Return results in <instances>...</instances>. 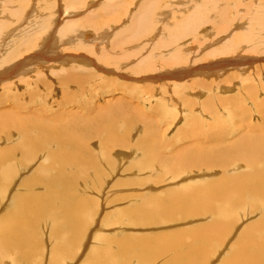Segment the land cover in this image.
I'll use <instances>...</instances> for the list:
<instances>
[{
  "label": "bare ground",
  "instance_id": "1",
  "mask_svg": "<svg viewBox=\"0 0 264 264\" xmlns=\"http://www.w3.org/2000/svg\"><path fill=\"white\" fill-rule=\"evenodd\" d=\"M1 1H3V0H0V4H1L0 5V16H1V18H0V41L5 42L6 39H7V41H9L12 33L14 32V30L16 28L13 30V32L11 34H8V35H6L5 38H2L1 30L3 28L5 29V27H7V25H6L7 23L5 21V18L10 17V16L7 15V17H4V13L6 12L5 11L6 8ZM11 1H14V0H10V2ZM17 1H19V0H17ZM21 1L23 2L24 0H21ZM157 1L161 2V0H147L145 3H143L141 0H107L105 2V5H104L103 3H100L99 0H97V2H88L90 4L88 7L89 8L94 7V8H92L94 10V9H96V5H98L97 3L99 2L100 4L97 8L106 6V8L110 11L111 8H117V10H118L124 6L135 5L133 7V10H132L134 15H133L132 21H131V23H129V25L135 24L136 27L139 29L140 27L143 28L145 26V24L146 23L148 24V21H150L148 18H150L151 17L150 15L153 13V10H151L150 8L153 6L155 8V6L159 3V2L157 3ZM191 1H192V7L194 8L193 10L197 13V14L194 13V15L197 16L199 19V20L194 19L195 20L194 22L200 24L201 21L205 20V21H208L209 24L214 23V21H215V24H218V23H216L218 21V19H227L226 14H224V10H225L224 7L229 6V4H230L232 6L233 10L236 12V15H238L239 12H241L239 15L242 18L240 20L241 24L239 23L241 26L240 28H242L243 31L248 30L247 33H249L247 38H244V39L240 38V40H243L242 42H245L250 47H251V45H249V43H251V44L252 43H259V42L264 40V14H260V12H264V6L262 5L261 0H206L207 2H204V4L201 3V2H203L202 0H194V1L193 0H185V2H191ZM27 2H29V0H26L25 4ZM38 2H39V0H37L36 3L33 2L34 4L31 6L30 9L24 8L23 10H21L22 7L21 8L19 7L20 8V9H18L19 11L12 12L11 16L17 22L22 20V24H25L28 27L37 26L39 24V22L37 21L38 18H36L37 20H35L34 14L37 13V10L41 9V6L38 7V5H39V4H37ZM19 3H20V1H19ZM62 3H64V2H62ZM84 3H86V2H84ZM84 3H82V6ZM178 3L180 4V2H178ZM2 4H3V6H2ZM42 4H43V0H42ZM68 4H70V3L68 2ZM68 4L66 3V6ZM79 4H80V1H79ZM57 5H58V3H57ZM93 5H95V6H93ZM162 5H163V3H162ZM61 6H63V5H61ZM79 6H81V5H79ZM79 6H77L78 7L77 10L80 8ZM84 6H85V4H84ZM175 6H177V4ZM187 7H188V5H187ZM84 8H85V9H83L84 11L81 9L82 11H80V12H76L75 10H70L69 16L70 15L78 16L81 14L80 16L83 18L84 16H82V15H84L86 10H87L86 7H84ZM126 9H127V7H126ZM180 9H181V7H180ZM185 9H186V6H185ZM90 11H91V9H90ZM22 12H23V15L21 14ZM38 12H41V11L39 10ZM42 12H43V14H45L46 12H50V10L45 11V9H44ZM82 12H84V14H82ZM119 12H121V11H119ZM87 13L88 12H86V14ZM175 13H178V12H175ZM38 14H40V13H38ZM50 14L52 16V14H54V13H52V11H51ZM26 15H29V16L27 17ZM130 15H132V14H130ZM172 15H170V16H172ZM37 16L38 17L42 16V18L44 19L43 15H40V16L37 15ZM45 16L47 18H50V17H48L49 16L48 13ZM182 16H184V15H182ZM182 16L180 18H182ZM95 17L97 18V16H95ZM174 17H175V14H174ZM238 17L235 18V20H234L235 22L239 21ZM52 18H53V16H52ZM92 18H93V14H90V15H87L86 19H84V20H88V19L91 20ZM171 18H173V17H171ZM183 18H185V17H183ZM40 19L41 18H39V20ZM80 19L77 18L76 21L80 20ZM49 20H51V19H49ZM116 20H118V19H116ZM116 20H115V22H116ZM10 21H12V20H10ZM44 21H45V19H44ZM65 21H66V19L63 21V17H62L61 23L59 21L55 22V23H58L57 26H59L60 24H63ZM67 21H69V20H67ZM72 21L75 22V20H72ZM161 21H162V19H161ZM173 21H174V19H173ZM34 22H35V24H34ZM52 22H54V20ZM77 22L79 24L78 26H80L79 21H77ZM77 22L75 23L76 25H77ZM80 22H82V21L80 20ZM86 23H88V21H86ZM152 23L153 22H151V24ZM12 24H14V23L12 22ZM33 24H34V26H33ZM67 24L70 25L71 23H67ZM174 24H175V22H174ZM182 24H183V22H182ZM233 24L231 22H229V20H228L226 26L223 24L225 26L224 27V33L222 32L223 33V34L221 33L222 35H220L219 37H217L215 39H212L213 43L217 42L215 44V46L218 44L221 45V43L226 41V40H228V41L231 40V38L229 36L231 35V37H232L233 35H235L236 30L234 31V29L236 27H238V26H236L234 28L232 26ZM19 25H21V23ZM40 25L42 28L45 29L46 25L43 26V24H41V23H40ZM69 25H66V26L69 27ZM170 25H169V27H170ZM184 25L185 24H183L182 27ZM193 25H195V23H193ZM219 25H220V23H219ZM57 26L54 27V24H53L52 28L56 29ZM75 26L70 25V27H75ZM8 27H9V25H8ZM23 27H24V25H23ZM59 27H62V26H59ZM59 27L57 29H59ZM63 27H65L64 24H63ZM63 27L61 29H64ZM186 27L188 29V25H186ZM150 28H151V26H150ZM150 28L148 29V32H149ZM176 28H177V26H176ZM65 29H67V27ZM72 29L73 28H71V30ZM84 29L79 30L78 32H77V30H74L77 33L75 35L70 36V38H72V40H69V42L73 43L74 45L78 46L79 48H86L87 49L86 45L89 44V42L95 43V41H98V42H96L97 46H98L100 44V42H102L100 40H107L108 41L110 39V35H106V34L99 35V34H97V32H95V33L87 32V29H85V30ZM181 29H183V28H181ZM189 29L191 30V28H189ZM68 30H70V29H67L66 32ZM238 30H240V29H238ZM60 31H62V30H60ZM136 32H135V34H136ZM146 32H147V30H146ZM169 32L161 30V34H162V35L160 34L161 40L167 41V40L172 39L174 32L172 30H169ZM57 33H58V35H60L59 31ZM197 33L199 34V32H197ZM212 33H213V30H210V33L205 32V34L207 36H210V37H211ZM247 33H245V34H247ZM61 34H63V32ZM67 34H69V33L67 32ZM200 34H199V36H201ZM32 35L35 36L34 34H32ZM63 35H62V38H65V37H63ZM177 35H178V32H177ZM224 35H226V36H224ZM145 36L146 35H144V37ZM174 36H176V35H174ZM194 36H198V35L194 34ZM131 38H133V37L131 36ZM159 38H158V40H159ZM135 39H137L136 36H135ZM188 39H189V37H188ZM210 39H207V42L209 43V45H207V47L208 46L213 47V44H212V42H210ZM195 40H197V39H194L193 42ZM232 40H233V38H232ZM177 41H179V40H177ZM35 42H36V40H35ZM80 42L85 43V45L84 46L80 45L79 44ZM159 42H160V40H159ZM170 42H169V44L171 45ZM234 42L231 41L230 43H227V44H228V46H230V45L233 46ZM7 43L8 42H6V44ZM155 44H156V42H155ZM14 45H15V43H12L10 47H13ZM135 45H136V43H135ZM137 45H139V44H137ZM158 45L159 44L156 45V49H157ZM163 45L162 46L160 45L162 47V49H164ZM153 46H155V45H153ZM252 46L253 47L259 46V44H254V45L252 44ZM183 47H184V49L182 48L181 50H180V47H178V46L173 47V50L174 51L176 50V52L172 53V57L169 58L168 61H166V62H168L167 63L168 65L169 64L171 65L170 62H174V63L177 62L180 58L181 59L190 58L189 57L190 53H191V56H194V55H196V53H199L198 49L196 47V44H194V45L193 44L192 45H186L185 44ZM216 47H218V46H216ZM250 47H249V49H250ZM198 48H200V46ZM261 48H263V47H261ZM160 49L158 51H161ZM251 49H254V48H251ZM154 50H155V48H154ZM13 51H14V49L11 51L8 48V49H5L4 53L0 54V68H3L6 65V63H8L12 59H14L15 54H13ZM232 51L234 52V50L229 49L226 46L221 47V48H213L211 51V55L215 56V58H216L218 56L221 57V55L228 54L229 52L232 53ZM153 52L155 53V51H153ZM149 53L152 55L151 52H149ZM157 53H156V55H157ZM160 55L161 54H159V56ZM240 56H243V55H240ZM35 57H37V56H35ZM162 57L163 56H161V58ZM164 58H166V57H164ZM221 58H219V59H221ZM16 59H18V57ZM46 59H48V58H46ZM147 59H149V58H147ZM239 59L241 62H239ZM239 59H238V62L230 61V60H227L225 58H222L219 61H216L217 60L216 59L215 60L216 64H214L215 67L214 68L210 67V69L212 71L215 70L216 74H218L220 77H224L227 75L226 73H227L228 69H230V67L231 68L232 67L238 68L242 74L247 73V71L250 69V66L254 68V66L251 65V63H250L253 61L252 58H250V57L246 58L245 56H243L242 58H239ZM81 60L83 62H84V60H87L88 62L86 61V63L92 64L96 67L93 59H89V56H87V55L82 57ZM256 60H257V58H256ZM150 61H152V60H150ZM41 63L44 64L45 66H48L47 64H45V63H47L45 61H41ZM22 65H23L22 61L14 59L10 63V65L7 66V67L12 66L11 68H9V70L6 71V72H8L7 74L10 73L13 75V76L11 75L10 78L6 75L9 78L8 79L9 82H10V80L16 79L15 76L22 74V71H24V70H21L20 72L18 71V69ZM196 65H198V64H196ZM151 66L152 65L146 63V65H145L146 70H149V68ZM205 66H207V65L206 64L205 65L200 64V65L194 67V64H193V66H192L193 68L187 67V69H192L191 72H194V70L196 69L197 70V71L195 70L196 74L199 73L200 70H202L200 73L204 74L205 70H206ZM247 66H249V69H246ZM139 67L141 68V66H139ZM153 69H154V67L152 66V70ZM184 69H186V67ZM140 71H143V70L141 69ZM183 71H185V70H182L181 72H179V73L177 72V73L181 74ZM71 73H73V72H71ZM212 73L215 74V72H212ZM24 74H25V71H24ZM209 74H211V72H209ZM81 75H82L81 73L80 74L77 73L76 75L71 74L69 76L66 75L67 77H69V79L67 81L62 80L61 83L66 85V84H68L67 82H69V81H71L72 83H74V82L79 83V81L85 82L87 79H89L87 77L81 78ZM219 76H217V77H219ZM19 77H20V75H19ZM19 77H17V78H19ZM245 77L246 76H244L243 78H245ZM61 79H63V78H61ZM232 79L233 78H231L230 75H228L227 77H225L223 79V81H222L223 83L213 82L212 86L214 89H219L220 92L221 91L225 92L224 91L225 89L230 90L231 85H229V82ZM4 80H5V77H4ZM226 82H228V84H226ZM3 83H5V82H3ZM12 83H14V82H12ZM183 84H185V83H183ZM14 85H16V84H13V86ZM176 85H180V84H176ZM9 87H11V85ZM9 87H7L6 89L8 90ZM130 87H131V85H130ZM13 88L11 87V88H9L10 90H8V91L6 90L7 92H5V94L10 93L11 96L9 95V98L12 100V106H11L10 110L0 111V137L5 136V135H10L11 133H13L14 130H18L21 132V139L18 140L17 144H15V145H11L9 143L10 145L7 144L6 147L5 146L3 148L0 147V195H3L2 196L3 198L10 195V197L8 198V201L6 202V205H5V207L6 206H9V207L4 208L5 211L2 212V215L0 216V264H34V262L36 260L34 261L33 259L35 258L36 251L39 249L38 245L36 243V238L38 236L42 237L41 227L39 226L42 219H46L49 222V227L52 231L51 237L53 239H55V243H56L54 248H53L54 250H52L53 253L50 250V252H51L50 256H51V254H53L52 255L53 257L52 256L50 257L52 262H49V263L51 264L54 262H58V260L62 257L63 252H66L67 256H68V254L72 253V251L75 249L76 245H78L77 242L80 241V238L82 237V235L85 234L86 227H87V225H86L87 221L89 219L94 218V215H95L94 211L96 210L98 199L96 200L94 195H91L92 197H89L90 195L86 194V192H85L86 190H88L87 187L90 188V187L98 186V183L101 180V176H100L101 175V173H100L101 168H99V164H98V163H100L99 162L100 160L98 161V157L94 156L95 151L92 150V148H91V143H90V141H92L91 139L98 138V137H99L98 139H100V137H101V139L103 141V142L101 141V146L102 145L104 146V148H105L104 151L107 150V148L113 149V147L115 146L116 143H120V141H126L127 137H129V134L131 136L130 129H132V127L136 123L141 122L142 123L141 129H143L142 130L143 134H141L142 138L140 141V146L143 148L145 156L143 155L142 151H140L143 155V158L141 159L142 161L140 164L143 165L144 163L148 162V165L149 164L151 165L152 160L154 158H157L158 160L163 159V158L159 157V144L157 143L160 140V138H159V140L157 141V136H160L159 133H161V132H159L158 128L156 126H154V124H153L154 121L152 120V115L147 116L145 113L142 112V109H138L136 111H133L131 108H127L124 110L122 108H114L113 109V107H111V108L106 107L105 109H101V111L99 110L95 113H93V110H89L85 115H80L81 112L78 113L77 110H76V112L71 111V110L68 112L67 111L63 112V111L57 109L56 111L53 110V113L51 115H49V117H47L46 111L47 110L49 111L50 106L47 104H44V105H42V107L40 105V107L37 108L38 110L37 109H36V111L33 110L34 113H32L30 111L26 112V110H23V107L27 103H25V104L23 103V99L21 98L22 95L20 96L19 93L15 94L16 91L12 90ZM140 88H141V86H140ZM64 89H66V88H64ZM252 89H253V87H250V86L248 87L249 92H251ZM162 90H164V89H162ZM190 90H192V89L190 88ZM254 90L256 91L255 88H254ZM253 92H252V94L255 93V92L254 93ZM33 93H31V94H33ZM5 94H4V96H5ZM31 94L29 95V98L27 100H31V102H33L32 100L34 99L35 96L31 95ZM71 94H73V93L70 92V95ZM5 97H7V96H5ZM198 97H199V95H198ZM220 97L227 100V101L231 100V102H232V99L227 97V96L224 98L220 95ZM170 98H171V96H169L168 100ZM211 99H213V98H211ZM0 101H1V98H0ZM38 101H39V99H38ZM233 101L235 102L234 97H233ZM256 101L258 102L259 100L257 99ZM261 101L264 102V100H260V102ZM209 102H210V99L208 100V104H209ZM237 102H239V101H237ZM260 102L258 104H260ZM193 103H194V101H193ZM157 105H156V109L160 108V109H162V110L164 109V111H166L165 109H167V106L164 105V102H163V104L160 103ZM256 106H257L256 107L257 109L259 108V109L264 110V108H263L264 105H261L262 108L260 105H256ZM24 108H27L26 105ZM32 108H34V107L32 106ZM211 108H212V106H211ZM244 108H246V107H244ZM168 110H169V108H168ZM243 110L247 111L246 109H243ZM248 110H251V108H248ZM131 111L135 112V113H132ZM240 111H242V110H240ZM260 112H261V110H260ZM260 112H258V113H260ZM244 114L245 113L242 111V114L240 116L241 121L244 124L249 125L248 121H247L248 119L244 117ZM260 114H263V113H260ZM260 114H259V117H261V122L256 123L252 126H249L250 129L244 130L245 129L244 128L243 133H241L239 136L235 137L234 140L232 139L230 142H227V143H224V142L221 143V141L223 140V138H225V135L227 136L226 133L231 128L229 126L230 120H228V118H232L231 115L227 114V116L223 118L222 116L219 117L217 115H216L217 116L216 117L214 114L215 119L214 120L211 119V122L207 121L206 124H209V123L210 124L207 127H202V128H201V126L203 124H205V122H204V119L201 116H199L200 114L198 115L199 117L198 116L193 117L189 121L190 122L189 124L193 123L192 126H188V125L184 126V127H186L184 129L186 131H188V133H192V134H194L197 130L200 129L201 131H197L198 137L207 135V137H210L211 141H214V142L206 143L204 141L205 144H203L204 142L202 143V141L199 140L198 142H196V143H198V145H196V143H193V145H191L192 147L182 149V150L176 152L173 155L172 159L171 158L169 160L163 159V161L166 160V162L164 161V163L167 164L166 166L168 167V169L172 173H177L179 168L180 169L181 168L187 169V168H194V167L200 168L201 166L205 167V165L206 166L221 167L222 173L217 175L219 172L216 173L215 171H208V169H206L207 168L206 167L205 170L207 172H204L205 173L204 174L202 171H201L202 173L199 172L201 169L200 168L197 173L195 171V173L189 174V175H192V176H190L189 179L187 178V179L183 180V181L187 180V182H184L181 185L182 187L180 186L178 188H172L165 195H160L157 193H150L149 192L150 193L149 195H146L145 197H143V199L139 203L132 206L133 210H131V208L125 209L126 208L125 207L124 209H122V212H120L121 213L120 215L128 216L130 218V221H133L135 223L134 224L135 226H136V224H140L139 222H144V223L149 222L148 224H150V222L159 221V220H162V222L163 221L166 222V221L170 220L171 218H172L171 220H173L174 217H178V216L179 217H185V216L186 217L187 216H193V217L197 216L198 217V216L204 215L206 218H208V220L205 222H202L201 224L194 226L195 228L192 227V229L191 228H188V229L185 228V229L178 230L180 228H177L175 231H172L171 233L169 232V230H168V232L162 231L161 232L162 234L158 233V235L156 234L157 235L156 237H152V238L150 237V234H145L147 236L149 235L148 236L149 238H147L146 236H141V235H139L140 236L139 237L138 235L132 236L130 234H125L122 236L121 239H119L117 241L118 250H116V251L111 250V248L106 249L104 256L107 258V260L109 258H112L113 256H115L116 254L117 255L115 257H117V259H122L128 253H135V254H138V256L140 255L141 257H144L145 258L144 260L152 261V259L154 260L157 255H160V257H161V255L164 256V255H167V253L170 254L169 251H172V253H171L172 255L170 254L171 256H170L169 260L166 259L165 262H163L162 264H207L208 261L210 260V258L215 254V251L224 245V242L226 241V239H228V237H230L232 235V233L235 229L236 231L238 230L239 232H238L237 237L235 236L236 234L233 235L236 238L234 237L235 241L232 239L234 242L232 243V245L230 247L229 253H226L221 258V260H219L217 262V264H264V118L262 117L264 115L261 116ZM164 115H166V114H164ZM195 126H197V127H195ZM197 128H199V129H197ZM180 129H179V132H180ZM182 132L183 131H181V133ZM5 137H7V136H5ZM207 137H206V139H207ZM13 138H15V137H13ZM210 138H208V139L210 140ZM195 139H197V138H195ZM202 139L204 140V138H202ZM223 141H225V140H223ZM17 149H22L24 151L23 155H24L25 159H32L38 155L39 151L46 150L48 162H47V164H42L39 167H37V169L33 173L31 172L32 174L29 173L30 174L29 176H25V179H23V183H22L23 189H25V190L15 191L14 193L11 194V193H9V189L11 186L9 184H10V179L12 178V176L15 175L14 173H15V170L17 169V167L15 166L16 164H13V165L9 164L5 167L3 166L2 168H1V165L6 163L8 160H11V159H14L15 157H17V155H16ZM112 149L110 151L109 150L108 151L112 152ZM135 151H138V150L136 149ZM105 154H108L107 159L109 162H111L112 159L110 158V153L105 152ZM97 155H98V153H97ZM142 155L139 157H142ZM117 156H119V155H117ZM135 158H138V157H135ZM236 159L243 160L247 166V169H244V166H242V164H241L242 162H239V160L237 161ZM23 161L25 164H27L26 160L23 159ZM112 163L114 164V162H112ZM136 165H138V164H136ZM25 167H26V165H25ZM167 167L165 168L166 170H163L164 172L167 171L166 174H168ZM53 169L56 170L54 173H52ZM150 169H152V168H150ZM163 171H161V172H163ZM164 172L162 173L163 175H164ZM189 172H191V170ZM185 173L186 172L184 170L183 174H185ZM206 173H207V175H206ZM183 174H179V176H181ZM214 174H216V175H214ZM92 177H94V178H92ZM183 178L184 177H182V179ZM88 181H89V183H87ZM140 193H142V192H140ZM65 199H67L68 202H64ZM94 200H96V204H95ZM246 205H248V206L250 205L249 208L252 207V208H255V210L257 209L256 207H260L261 210L263 209V213L261 215L258 213L259 214V216H257L258 218H256V219L254 218V220L252 219L253 221L251 220L252 222L247 223V225H244L243 228L236 229V225L240 222L239 221V215H240L239 214V208H242L243 206L245 207ZM248 206H247V208H248ZM249 208L246 209V210H248V212L250 211ZM252 208H251V210H252ZM259 209H257V210H259ZM28 212H30L31 214H28ZM250 214L251 213H245L244 215L243 214L242 215H243V217L247 216V218L249 219ZM95 216H97V215H95ZM243 217H240V219H243ZM64 232H67V236L61 237V234ZM48 237H49V235H48ZM189 238L191 239V241H188ZM46 239H41L39 241V245L41 247H43L42 245L44 244ZM108 241L110 243H116L115 240L110 239V238H108ZM99 256H101L100 252L90 253V257H89L90 263H91V261L95 262V263H100L98 261V259L100 258ZM32 261H34V262H32ZM214 263H216V261Z\"/></svg>",
  "mask_w": 264,
  "mask_h": 264
},
{
  "label": "rangeland",
  "instance_id": "2",
  "mask_svg": "<svg viewBox=\"0 0 264 264\" xmlns=\"http://www.w3.org/2000/svg\"><path fill=\"white\" fill-rule=\"evenodd\" d=\"M19 1H20V3H19ZM19 1L14 0V1H11L12 3L10 2V0L1 1L6 8L5 9L6 12L4 13V17H7V15L10 16V17L5 18V21L7 23L6 24L7 27H5V29L3 28L1 30L2 38H5L6 35L11 34L13 32V30L15 28L16 29L12 33L9 41H7V39L5 42L0 41V54L4 53L5 49L9 48V50H11V51L14 49V51H13V54H15L14 59L22 61V64H23L18 69V71L20 72L21 70H24L25 74H24V71H22V74L18 73L20 75V77H19V75H17V76H15L16 79L10 80V82L8 81V79L11 77L12 74H10V73L7 74L8 72H6V71L9 70V68H11L12 66H10V67H7V66H9L10 63L14 59H12L8 63H6V65L3 68H0V72H1L0 73V98H1L0 111L10 110V108L12 106V100L9 98L10 93L5 94V92L10 90L9 88H11V87L12 88L14 87L12 90L16 91L15 94L19 93L20 96L22 95L21 98L23 99V103L24 104L27 103V104H25L27 108H24L25 105L23 107V110H26V112L30 111V112L34 113L33 110L36 111V109L39 108L40 105H41V107L44 104L49 105L50 106L49 111L48 110L46 111L47 117H49V115H51L53 113V110L56 111L57 109L61 110L63 112L64 111L68 112L70 110L76 112V110H77L78 113L81 112L80 115H85L89 110H93V113H95L99 110L101 111V109H105L106 107H110V108L113 107V109L114 108H122L124 110L127 108H131L133 111H136L138 109H142V112L145 113L147 116L152 115V120L154 121V122L153 121L152 122H153L154 126H156L158 128L159 132H161V133H159L160 136H157V141L160 138V140L157 142L159 144V157H161L163 159H167V160H169L170 158L172 159L173 155L176 152H178L182 149L192 147L191 145H193V143L198 142L199 140L202 141V143L204 141L206 143L214 142V141H211V138L207 137V135L198 137L197 131H201L199 128H197L199 130H197L194 134L188 133V131H186L184 129V128H186L184 126H187V125L192 126L193 123L189 124L190 123L189 121L193 117L198 116L199 114H200L199 116H201L205 122V124H203L201 126V128L207 127L210 124V123L206 124L207 121L211 122V119L212 120L215 119L214 114H215V116L216 115L219 117L222 116L223 118L226 117L227 114L231 115L232 118H228V120H230L229 126L231 128L226 133L227 136L225 135V138H223V140H225V141L222 140L221 143L230 142L232 139L234 140L235 137H237L241 133H243L244 130L250 129L249 126H252L256 123L261 122V117H259V114L263 113L260 115L261 116L264 115V110L259 109V108L257 109L256 105H260V106L264 105V102H262V101L260 102V100H264V42H263L264 40L259 42V43H252L253 45L259 44V46H254V47L252 46L251 43H249V45H251V47H250L245 42H242L243 40H240V38L241 39L247 38L249 33H247L248 30L243 31L242 28H240L241 27L240 26V24H241L240 20L242 18L239 15L241 12H239V14L236 15V12L233 10V8L230 4H229V6L224 7L225 8L224 14H226L227 19H218V21L216 22L218 24H215V21H214V23L209 24L208 21H205V20L201 21V23L199 24V23L194 22L195 21L194 19H196V20H199V19L197 16L194 15V13L195 14H197V13L193 10L194 8L192 7V1L191 2H185V0H179V1L178 0H171V1L170 0H164V1L161 0V2L157 1V3L158 2L159 3L155 6V8H154V6L150 8L151 10H153V13L150 15L151 17L148 18L150 20V21H148V24L150 23L149 25L151 26V28L146 23L143 28L140 27L138 29L135 24L129 25V23H131V21H132L133 15H134L132 10H133V7L135 5L124 6L118 10H117V8H111L110 11L106 8V6L97 8L100 3H103L105 5V2L107 0H99L100 3L99 2L97 3L98 5H96V9H94V10L92 9L94 7H90V8L88 7L90 5L88 2H97V0H83V1L82 0H78V1L77 0H75V1L74 0H69V1L68 0H51V1L50 0H47V1L43 0V4H42V0H39V2L37 4H39L38 7L41 6V9H39L41 12H38L39 10H37V13L34 14L35 15L34 18H35V20H37L36 18H38L37 21L39 22V24L37 26H34V24H35V22H34V24H33L34 27H28L25 24H22V20L17 22L11 16V13L14 11H19L18 9H20L21 7H22L21 10H23L24 8L30 9L31 6L34 4L33 2L36 3L37 0H32V1L29 0V2H27L28 4L27 3L25 4L26 0H24L23 2L21 0H19ZM79 1H80V4H79ZM141 1L143 3H145L147 0H141ZM177 1L180 2V4ZM202 1H203V2H201L202 4H204V2H207L206 0H202ZM261 1H262V5L264 6V0H261ZM56 2L58 3V5ZM62 2H64V3H62ZM68 2L70 4H68ZM84 2H86V3H84ZM66 3L68 4L67 6H66ZM82 3H84L85 6H84V4L82 6ZM162 3H163V5H162ZM3 4H2V6H3ZM78 4L81 5L82 7L79 6ZM176 4H177V6H175ZM186 4L188 5L189 8L187 7ZM61 5H63V6H61ZM77 6L80 7L78 10H77V8H78ZM93 6H95V5H93ZM185 6H186V9H185ZM84 7L87 8L86 12H88V13L86 14V12H85V14H84V12H82V14H84V15H82V16H84L83 18L80 16L81 14L78 16H74V15H70L71 17L69 16L70 10H75L76 12H80L83 9H85ZM126 7H127V9H126ZM180 7H181V9H180ZM44 9H45V11H49V10H50V12L52 11V13H54V14H52L53 18L51 16L50 12H46V13L44 12L45 14H43L42 11ZM90 9H91V11H90ZM119 11H121V12H119ZM175 12H178V13H175ZM38 13H40V14H38ZM47 13L49 14L48 17H50V18H47L45 16ZM21 14L23 15V12ZM90 14H93V18L91 20L90 19L84 20V19H86L87 15H90ZM130 14H132V15H130ZM174 14H175V17H174ZM260 14H264V12H260ZM37 15H39V16L43 15L45 21L42 18V16L38 17ZM170 15H172V16H170ZM182 15H184V16H182ZM26 16L28 17L29 15H26ZM95 16H97V18ZM177 16L179 18L182 16V18L179 19ZM62 17H63V21L66 19V21L63 23L65 27H63V24H60L59 26H62L64 29L66 27H67V29H70L67 31L69 34H67V32H66L67 29H65V30L61 29L62 27L57 26L58 23H55L58 21L61 23ZM76 17L78 19L81 18L80 20L82 22H80V20H77V21H79L80 26H78L79 24L76 21V19H77ZM171 17H173V18H171ZM183 17H185V18H183ZM237 17H238L239 21L235 22L234 20ZM0 18H1V16H0ZM39 18H41V19L39 20ZM9 19L12 21H10ZM49 19H51L52 21L54 20V22H52ZM116 19H118V20H116ZM161 19H162V21H161ZM173 19H174V21H173ZM67 20H69V21H67ZM72 20H75V22ZM115 20H116V22H115ZM228 20L232 24L234 23L232 25L234 28L236 26H238L234 29V31L236 30L235 35H233L232 37L230 35L229 37L231 38V40H229V41L226 40V41L222 42L221 45L220 44L216 45V46H218V47H216L215 44L217 42L213 43L212 39H215L224 33V27L226 26ZM86 21H88V23H86ZM12 22L14 24H12ZM66 22L71 23L70 24L71 26H75L76 25L75 23L77 22V25L75 27H70V25L67 24ZM151 22H153L154 24L153 23L151 24ZM174 22H175V24H174ZM182 22H183V24H185L183 27H182V25H183ZM192 22L195 23V25H193ZM20 23H21V25H19ZM40 23L43 24V26L46 25V27L47 26L48 27L47 28L45 27V29H44L41 27ZM52 23L54 24V27L57 26V28L59 27V29L62 31H60L57 28L56 29L52 28V26H53ZM219 23H220V25H219ZM65 24L69 25V27L66 26ZM8 25H9V27H8ZM23 25H24V27H23ZM169 25L171 28L169 27ZM186 25H188V29H187ZM176 26H177V28H176ZM71 28H73V29L71 30ZM84 28L87 29V32H92V33L97 32V34H99V35H102V34L110 35V39L108 41L107 40H100V41H102L99 44L100 46L99 45L97 46L96 42H98V41H95V43L89 42V44L86 45L87 49L86 48H79L78 46L69 42V40H72V38H70L71 35H75L79 30H82ZM149 28H150V30L148 32ZM181 28H183V29H181ZM189 28H191V30ZM237 28L240 30H238ZM74 30H77V32ZM146 30H147V32H146ZM161 30H164L167 32H169V30H172L174 32V35H176V36L173 35L172 36L173 38L170 40H167V41L161 40V35H162ZM210 30H213L211 37L207 36L205 34V32L210 33ZM58 31L60 32L59 34L61 36L58 35V33H57ZM62 32L64 35L61 34ZM135 32H136V34H135ZM177 32H178V35H177ZM197 32H199V34L201 33L200 34L201 36H199V34ZM244 32L247 34H245ZM142 33L146 36L144 37V35ZM32 34H34L35 36H33ZM194 34L195 35L197 34L198 36H194ZM62 35L65 38H62ZM131 36L133 38H131ZM135 36L137 39H135ZM224 36H226V35H224ZM188 37H189V39H188ZM158 38H159L160 42H159ZM232 38H233V40H232ZM194 39H197V40H195L193 42ZM207 39H210V42H212L213 47L212 46L207 47V45H209V43L207 42ZM35 40H36V42H35ZM177 40H179V41H177ZM154 41L156 42V44ZM231 41L232 42L235 41L233 46H231V45L228 46L227 43H230ZM6 42H8V43L6 44ZM169 42L171 43V45L169 44ZM12 43H15V45L13 47H10ZM135 43H136V45H135ZM79 44L82 46L85 45V43H81V42ZM137 44H139V45H137ZM157 44H159L158 46L161 49L158 46L156 49ZM185 44L186 45L196 44V47H197L199 53H196V55H194V56H191V53H190L189 54L190 58H187V59L186 58H183V59L180 58L177 62H175V63L170 62L171 65L170 64L168 65L167 64L168 62H166V61H168L169 58L172 57V53L176 52V50L175 51L173 50V47L178 46V47H180V50H181L182 48L184 49L183 46ZM153 45H155V46H153ZM160 45L161 46L163 45L164 49H162V47ZM199 46H200V48H198ZM224 46H226L227 48L232 49V50H234V52L235 51L236 52L234 53L232 51V53L229 52L228 54L221 55L222 58H225V59L230 60V61L238 62V59L242 58L243 56H245L246 58L250 57L253 59V61L251 60L252 62H250V63H251V65L254 66V68L250 66V69H249V66H247L246 69H249V70L247 71V73L242 74L238 68H234V67L231 68L230 67V69H228L229 72L227 71V73H226L227 75L224 77H220L218 74H216V71L215 70L212 71L210 69V67L214 68L215 67L214 64H216L215 62L221 60L222 58L220 56L215 58V56L211 55V51L213 48H221ZM260 46L263 48H261ZM249 47H250V49H249ZM154 48H155V50H154ZM158 48L161 51H158L159 50ZM251 48H254V49H251ZM152 50L155 51V53ZM149 52H151L152 55ZM156 53L158 56L156 55ZM159 54H161V55L159 56ZM239 54L243 55V56H240ZM85 55L89 56V59H93L97 68L92 64L86 63L87 60H84V62L81 60V58L84 57ZM35 56H37V57H35ZM161 56H163V57L161 58ZM17 57H18V59H16ZM164 57H166V58H164ZM46 58H48V59H46ZM147 58H149V59H147ZM219 58H221V59H219ZM256 58H257V60H256ZM150 60H152V61H150ZM41 61L47 62L45 64H47L48 66H45L44 64H42ZM144 61L146 63L152 65L154 67V69L152 70V66H151L149 68V70H146V68H145L146 63ZM239 62H241L240 59H239ZM193 64H194V67H196L200 64H202V65L206 64L207 66H205L206 67L205 73L201 74L200 72L202 70H200L199 73L196 74V72H195L196 69L194 70V72H191L192 69H187V67H192ZM196 64H198V65H196ZM139 66H141V68ZM185 67H186V69H184ZM141 69L143 71H140ZM182 70H185V71H183L181 74H178ZM69 72L70 73L73 72V73H71L72 75L73 74L76 75L77 73H79V74L81 73L82 74L81 78L87 77L89 79H87L85 82L79 81V83H75V82L72 83L71 81H69V82H67L68 84H66V85L61 83L62 80L67 81L69 79V77H67V76L71 75ZM209 72H211V74H209ZM212 72H215V74ZM228 75H230V77L233 78L229 82V85H231L230 90L225 89L224 90L226 92L225 93L223 91L220 92L219 89L213 88V86H212L213 82L223 83L222 82L223 79L225 77H227ZM217 76H219V77H217ZM244 76H246V77L243 78ZM4 77H5V80L7 79L6 81L4 80ZM17 77H19V78H17ZM61 78H63V79H61ZM3 82H5V83H3ZM12 82H14V83H12ZM183 83H185V84H183ZM13 84H16V85L13 86ZM176 84H180V85H176ZM226 84H228V82H226ZM10 85H11V87H9ZM130 85H131V87H130ZM140 86H141V88H140ZM249 86L253 87L251 92L248 91ZM7 87H9L8 90L6 89ZM64 88H66V89H64ZM190 88L192 90H190ZM254 88L256 89V91L254 90ZM162 89H164V90H162ZM70 92H72L73 94L70 95ZM252 92L254 94H252ZM31 93H33V94H31ZM4 94L7 97H5ZM30 94L35 96L34 99L32 100L33 102H31V100H27L29 98ZM198 95H199V97H198ZM220 95L224 98L226 96L231 98L232 102H231V100L227 101V100L221 98ZM169 96H171V98L168 100ZM233 97H234L235 102L233 101ZM211 98H213V99H211ZM38 99H39V101H38ZM209 99H210V102L208 104ZM257 99L259 100L258 102L256 101ZM192 100L194 101V103ZM237 101H239V102H237ZM163 102H164V105L167 106V109H165L166 111H164V109L162 110L160 108L156 109V105L160 104V103L163 104ZM259 102H260V104H258ZM32 106L35 109L32 108ZM211 106H212V108H211ZM244 107H246V108H244ZM168 108H169V110L170 109L171 110L169 111ZM248 108H251V110L253 112L251 110H248ZM261 108H262V106H261ZM263 108H264V106H263ZM239 109L245 113L244 117L248 119L247 121H248L249 125H246L241 121L240 116L242 114V111H240ZM243 109H246L247 111H244ZM260 110H261V112H260ZM258 112H260V113H258ZM132 113H135V112H132ZM164 114H166V115H164ZM262 117L264 118V116H262ZM195 127H197V126H195ZM141 128H142V123L141 122L136 123L132 127V129H130L131 136L129 134V137H127L126 141H120V143L115 144L113 149L107 148V150H105V151H104V149H105L104 146L103 145H102L103 147L101 146V141H102L101 137H100V139H98L99 137L91 139L92 140V141H90L91 148H92V150L95 151V152L93 151L95 154L94 156L98 157V161L100 160L99 161L100 163H98V164H99V168H101V170H100L101 180L98 183V186L90 187V188L87 187L88 190H86L85 192H86V194L90 195L89 197H92L91 195H94L95 199L96 200L98 199L96 210L94 211L95 215H97V216L94 215V218L89 219L87 221V223H86L87 227H86L85 234L82 235V237L80 238V241L77 242L78 245H76V247L72 251V253L68 254V256H67L66 252H63L62 257L58 260V262H54L51 264H94L95 262L91 261V263H90V261H89L90 260L89 259L90 253H93V252H100L101 253V256H99L100 258L98 259V261L100 263H95V264H162L163 262H165L166 259L169 260L170 256L172 255L171 254L172 251H169L171 255L169 253H167V255H164V256L161 255V257H160V255H157L154 260L152 259V261L144 260L145 259L144 257H141L140 255L138 256V254H135V253H128L122 259H117V257H115L117 255L116 254L115 256H113L112 258H109L107 260V258L104 256V253L106 252V249H108V248H111V250H115V251L118 250L117 241L119 239H121L122 236L125 234H130L132 236L133 235H138V236L141 235V236H146L147 238H149L148 237L149 235L147 236L145 234H150V237L152 238V237H156L158 235V233L162 234L161 233L162 231L168 232V230H169V232L171 233L172 231H175L177 228H180L178 230L185 229V228L186 229H188V228L192 229V227H194L198 224H201L202 222H205L208 220V218H206L204 215H201L202 217L201 216H198V217L197 216H194V217L193 216H187V217L186 216L185 217H179L178 216V217L173 218L174 221L171 220L172 219L171 218L170 220H168L166 222H164V221L162 222V220L153 221V222H150V224H148L149 222H146V223L139 222L141 225L136 224V226H135L134 225L135 223L133 221H130V218L128 216L120 215L121 214L120 212H122V209H124L126 207L125 209L131 208V210H133L132 206L139 203L143 199V197H145L146 195H149L150 193H157L160 195H165L170 189L180 187L184 182H187V180L186 181H183V180H185L187 178L189 179L190 176H192L189 174H193V173H195V171L197 173L200 168L201 169L199 172L202 171L203 173L207 172L205 170L206 167H207L206 169H208V171H215L216 173L219 172L217 175L222 173L221 167L206 166L205 164H204L205 167L201 166L200 168H198V167L187 168V169L186 168H181V169L179 168L177 173H172L168 169V167L166 166L167 164L164 163V161L166 162V160H164V161H163V159L158 160L157 158H154L152 160L151 165L153 167L150 164L148 165V162L141 165L140 164L142 161L141 159L143 158V155L145 156L144 150L140 146V141L142 138L141 134H143L142 133L143 129H141ZM179 129H180V132H179ZM181 131H183V132L181 133ZM5 136H7V137H5ZM5 136L0 137V147H2V148L4 146L6 147L7 144L8 145L17 144V141L21 139V132L18 130H14L13 133H11L10 135H5ZM13 137H15V138H13ZM206 137H207V139H206ZM195 138H197V139H195ZM202 138H204V140ZM208 138H210V140ZM205 142L203 144H205ZM196 145H198V143H196ZM111 149H112V152H109ZM136 149L138 151H135ZM140 151H142L143 155ZM105 152L110 153V158L112 159L111 162L108 161V159H107L108 154H105ZM97 153H98V155H97ZM23 154H24V151L22 149H17L16 150L17 157H15L14 159L8 160L6 163L1 165V168H2L3 166L5 167L9 164H12V165L16 164L15 166L17 167V169L15 170V173H14L15 175L12 176V178L10 179V184H9V185H11L10 189H9V193H11V194L14 193L15 191L25 190V189H23V185H22L23 179H25V176H29L30 174H32L37 169V167H39L42 164H47V162H48L46 150L39 151L38 155L32 159H25ZM117 155H119V156H117ZM141 155H142V157H139ZM135 157H138L140 160L138 158H135ZM23 159L27 161V164L24 163ZM236 160L238 161L239 159H236ZM112 162H114V164ZM239 162H242L241 164H242V166H244V169H247V166L243 160H239ZM136 164H138V165H136ZM25 165H26V167H25ZM166 167L168 170V174H166L167 171H165V172L163 171V170H166L165 169ZM150 168H152V169H150ZM160 170L164 172V175L162 174L163 172H161ZM184 170L186 172L185 174H183ZM190 170H191V172H189ZM55 171L56 170L53 169L52 173H54ZM179 174H183V175L179 176ZM206 175H207V173H206ZM214 175H216V174H214ZM182 177H184V178L182 179ZM92 178H94V177H92ZM87 183H89V181ZM140 192H142V193H140ZM0 196H1L0 197V216H1L2 212L5 211L4 208L9 207V206L5 207V205H6V202L8 201V198L10 197V195H8L5 198L2 197L3 195H0ZM96 200H94L95 204H96ZM64 202H68V200L65 199ZM247 206L248 205H246L245 207L243 206L242 208H239V214H240L239 215V221L241 223L239 222L236 225V229L243 228L244 225H247V223L252 222L254 220V218L255 219L258 218L257 216H259V214L261 215L263 213V209L261 210L260 207H256L257 209L260 208L259 209L260 211H259L257 209L255 210V208H252V207L249 208L250 205L248 206V208L251 212L250 211L248 212V210H246V209H248ZM251 208H252V210H251ZM245 213H251L249 219L247 218V216L243 217V215ZM28 214H31V213L28 212ZM240 217H243V219H240ZM39 226L41 227L42 237L38 236L36 238V243H37L39 249L36 251L35 258L33 259L34 261L35 260L36 261L35 262L32 261V262H34V264L35 263L36 264H50L49 262H52L50 257L53 255V254H51V256H50V253H51L50 250L51 251L54 250L53 248L56 244L55 239H53L51 237L52 231L49 227V222L46 219H42ZM238 232H239L238 230L236 231L234 229L232 235L230 237H228V239H226V241L224 242V245L222 247H220L218 250L215 251V254L210 258V260L208 261L207 264H217V262L219 260H221V258L226 253H229L230 247H231L232 243L235 241L234 237L235 236L237 237ZM48 235H49V237H48ZM233 235H235V236H233ZM65 236H67V232H64L61 234V237H65ZM108 238L115 240L116 243H110L108 241ZM41 239H46L44 244L42 245L43 247H41L39 245V241ZM188 241H191V239L189 238ZM52 253H53V251H52ZM215 261H216V263H214Z\"/></svg>",
  "mask_w": 264,
  "mask_h": 264
}]
</instances>
